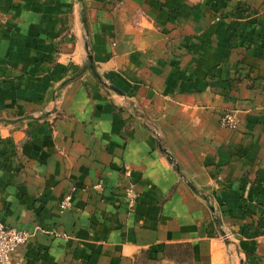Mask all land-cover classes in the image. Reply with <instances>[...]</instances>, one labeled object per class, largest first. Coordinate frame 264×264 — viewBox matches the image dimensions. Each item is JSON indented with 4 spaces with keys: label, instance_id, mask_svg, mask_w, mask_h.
Segmentation results:
<instances>
[{
    "label": "crops",
    "instance_id": "crops-1",
    "mask_svg": "<svg viewBox=\"0 0 264 264\" xmlns=\"http://www.w3.org/2000/svg\"><path fill=\"white\" fill-rule=\"evenodd\" d=\"M0 216L32 233L14 264H264V0H0Z\"/></svg>",
    "mask_w": 264,
    "mask_h": 264
},
{
    "label": "rangeland",
    "instance_id": "rangeland-1",
    "mask_svg": "<svg viewBox=\"0 0 264 264\" xmlns=\"http://www.w3.org/2000/svg\"><path fill=\"white\" fill-rule=\"evenodd\" d=\"M89 55H92V54L89 53ZM89 55H88V58H89ZM93 63H94V58H93ZM89 64H90V60L88 61L87 65ZM85 67L78 74V76H76L77 78L82 76L86 71H88L85 69ZM95 68L97 71L96 65H95ZM99 75H100V78L98 77L97 78L101 81L102 86H105L104 88L108 93L117 94V95L122 93L115 86L109 84L108 82L105 83L104 76H102L101 74ZM123 107L128 108L131 117H133L135 120L142 122L145 126H147V128L152 132L154 139L158 141L160 145L162 146L164 145L165 142L163 140V136L160 132L161 130L158 126L157 121L153 118H150V116H147V114L145 113V110L139 104L127 105ZM120 109H123V108L121 107ZM227 112H236V110L226 109L225 111H223L220 114V121H221V118L224 116V114ZM122 173L126 177L130 178L131 168L129 166H126L125 168H123ZM97 187L101 188L102 184L99 183ZM195 192L199 196H202V193L199 190H195ZM124 193H125L127 207L131 211L137 205V201L139 198V190H138L136 183L134 181L132 182L130 181L127 185H125ZM204 202H206V204L209 205L210 204L209 198L206 197L204 199ZM71 207H72V204L69 208ZM196 256H197L196 250L191 241H187V240L170 241V242L164 243L158 248H153V247L141 248L138 252L134 253L133 258H132V264H198L197 262H195Z\"/></svg>",
    "mask_w": 264,
    "mask_h": 264
},
{
    "label": "built area",
    "instance_id": "built-area-1",
    "mask_svg": "<svg viewBox=\"0 0 264 264\" xmlns=\"http://www.w3.org/2000/svg\"><path fill=\"white\" fill-rule=\"evenodd\" d=\"M239 118L236 112H227L221 118L223 127L236 128ZM72 204V196L67 195L60 203L62 209H67ZM32 233L27 229L6 224L0 216V264H14L12 255L16 249L26 244Z\"/></svg>",
    "mask_w": 264,
    "mask_h": 264
},
{
    "label": "water",
    "instance_id": "water-1",
    "mask_svg": "<svg viewBox=\"0 0 264 264\" xmlns=\"http://www.w3.org/2000/svg\"><path fill=\"white\" fill-rule=\"evenodd\" d=\"M89 60H90V64L89 65H86L85 69L86 70L87 69H90L96 77L100 78V75L97 73L96 68H95V65L93 63V57H92V55H89Z\"/></svg>",
    "mask_w": 264,
    "mask_h": 264
},
{
    "label": "trees",
    "instance_id": "trees-1",
    "mask_svg": "<svg viewBox=\"0 0 264 264\" xmlns=\"http://www.w3.org/2000/svg\"><path fill=\"white\" fill-rule=\"evenodd\" d=\"M14 122H15V121H14ZM176 169H178V167H176ZM190 186L194 189V191L197 190L196 187L193 186L192 184H190Z\"/></svg>",
    "mask_w": 264,
    "mask_h": 264
}]
</instances>
